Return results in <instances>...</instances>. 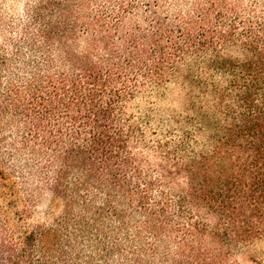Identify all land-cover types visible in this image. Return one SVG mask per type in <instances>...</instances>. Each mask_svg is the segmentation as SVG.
I'll use <instances>...</instances> for the list:
<instances>
[{"label": "trees", "instance_id": "1", "mask_svg": "<svg viewBox=\"0 0 264 264\" xmlns=\"http://www.w3.org/2000/svg\"><path fill=\"white\" fill-rule=\"evenodd\" d=\"M207 2L227 30L171 53L164 0L31 1L0 47V264H234L264 236V12ZM172 81L212 114L151 142L130 104Z\"/></svg>", "mask_w": 264, "mask_h": 264}, {"label": "rangeland", "instance_id": "2", "mask_svg": "<svg viewBox=\"0 0 264 264\" xmlns=\"http://www.w3.org/2000/svg\"><path fill=\"white\" fill-rule=\"evenodd\" d=\"M32 0H0V16L2 23L6 24V30L1 26L0 22V47L3 45L6 38L14 36L16 28L25 19L26 10ZM164 0L163 9H160L159 18H157V26L162 24L166 26L165 31H155L150 33V37H155L157 33V40L164 42V46H167L168 51L173 53L175 44L187 46L190 42L189 39H196L199 37L198 32L201 33L200 27H206V31L220 30L228 28L231 22V17L228 18V22L223 28L221 25L214 21H210L209 24L202 23L208 8L206 7L207 0H178L179 3L175 4V1L167 2ZM167 2V3H166ZM231 5H240L243 7H256L257 10L264 12V0H227ZM197 6L203 8V13L197 11ZM159 19V20H158ZM235 25V24H233ZM144 26H146L144 24ZM148 28V27H147ZM237 29L241 30L240 22H237ZM153 33V34H152ZM202 48L209 45L210 38L200 37ZM199 39V38H198ZM215 42H218V37L214 38ZM187 54L191 55L192 51L188 49ZM208 55L206 58H210ZM190 60L196 62L195 57L190 56ZM184 72V68H182ZM193 98L188 96V92L183 88L179 82H168L164 88H162L157 94L144 95L137 98L130 104L129 113L136 118H140L141 125L145 131L147 140L153 142L155 135L157 139H163L170 132H175L179 125L176 121L198 116V112L201 114L208 113V117L211 116L212 111L207 107L206 99L204 102L196 99L195 107L193 109ZM205 108H202V104H205ZM20 184V182H19ZM18 196L20 199L26 198V192L18 187ZM16 198L17 195H16ZM19 199V198H18ZM51 204L50 193H44V197L38 203L36 207V218H42L44 213L48 210ZM1 205L5 206L4 201H1L0 197V221H1ZM6 207V206H5ZM19 207L16 210H20ZM234 264H264V236L255 239L252 243L239 248L234 255Z\"/></svg>", "mask_w": 264, "mask_h": 264}]
</instances>
